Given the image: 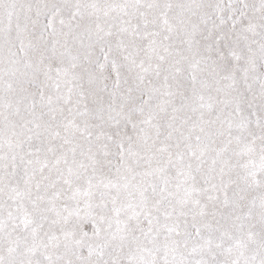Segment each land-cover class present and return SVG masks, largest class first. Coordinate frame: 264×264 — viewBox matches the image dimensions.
<instances>
[{"label": "snow or ice", "instance_id": "obj_1", "mask_svg": "<svg viewBox=\"0 0 264 264\" xmlns=\"http://www.w3.org/2000/svg\"><path fill=\"white\" fill-rule=\"evenodd\" d=\"M0 264H264V0H0Z\"/></svg>", "mask_w": 264, "mask_h": 264}]
</instances>
